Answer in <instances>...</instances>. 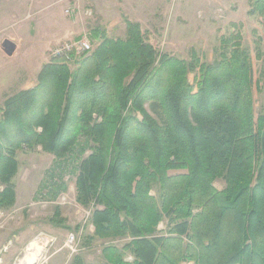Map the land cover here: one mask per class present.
Masks as SVG:
<instances>
[{"label":"trees","instance_id":"16d2710c","mask_svg":"<svg viewBox=\"0 0 264 264\" xmlns=\"http://www.w3.org/2000/svg\"><path fill=\"white\" fill-rule=\"evenodd\" d=\"M125 22L124 37L96 29L75 70L51 59L0 106V211L16 203L18 152L41 146L59 176L48 199L71 175L77 201L94 206L85 245L130 238L103 248L110 264H264V88L242 33L222 35L208 62L159 50Z\"/></svg>","mask_w":264,"mask_h":264},{"label":"rangeland","instance_id":"374dc122","mask_svg":"<svg viewBox=\"0 0 264 264\" xmlns=\"http://www.w3.org/2000/svg\"><path fill=\"white\" fill-rule=\"evenodd\" d=\"M161 1L147 0V10H138L143 17L148 14L150 24L142 29L148 32L153 45L185 59L196 51L202 60L213 62L222 35L238 30L242 33L243 43L251 50L255 78H260L264 88V16L250 14L253 0L209 1L210 15L207 5H200L198 14L188 12L189 16L182 14L181 9H186L182 4L176 6L179 1ZM133 4V0H0V50L7 53L9 47L14 45L16 48L18 43V57L27 58L31 68L37 60L40 63L45 59L50 61L55 47L83 36L92 41L90 53L102 39L94 36L96 29H102L101 34L109 37L126 35L125 19H129V12L134 11ZM54 17V22L50 20L54 24H47ZM13 22L17 25L9 30ZM50 37L54 39L52 42ZM258 39L262 41L259 54L255 43ZM7 41L12 45L6 44ZM14 60L16 66L24 63ZM77 60L69 62L72 70L78 67ZM7 65L0 63V79L5 77ZM18 69L19 72L27 70L25 67ZM194 78L191 74L192 82ZM1 96L0 93V105L3 106ZM255 100L256 110L260 111L264 91L255 88ZM18 160L19 172L14 178L16 203L0 211V264H4L5 258L12 263L18 261V264H72L78 254L88 264H110L104 257L103 248L107 244L122 247L130 238L97 239L90 246L85 245V238L95 231L91 221L94 206L77 201L75 177L67 175L64 180L68 190L50 200L52 184L59 179L57 173L53 174L56 172L53 171L55 156L38 146L34 150L19 151ZM215 185L223 189L225 181L217 180ZM159 229L166 232L167 221H163ZM71 233L77 237L73 247L67 244ZM126 258L132 259L130 253Z\"/></svg>","mask_w":264,"mask_h":264},{"label":"crops","instance_id":"0c3cea01","mask_svg":"<svg viewBox=\"0 0 264 264\" xmlns=\"http://www.w3.org/2000/svg\"><path fill=\"white\" fill-rule=\"evenodd\" d=\"M162 1H171V0H162ZM177 1H179V2L176 4V6H179L182 4L183 7H185L186 9L188 8L187 11H185L186 9L184 10V8L181 9L182 14L185 13V15H187V16H189L188 12H194V14H198V10H199L200 5L201 6L207 5L206 8H208V15H210L211 8L209 6L211 3L209 5H208V3H209V1L214 2V0H176V2ZM198 2H200L201 4H198ZM133 3H134L133 4V7H134L133 10L134 11L129 12V19L140 22L142 26L149 25L150 20L146 16L148 14L145 13V15L143 17L138 12L139 9L143 12H145L147 10V6H146L147 0H133ZM46 13H47V11H46ZM46 13H45V15L47 16ZM82 17H85V16H82ZM50 20L54 22L56 20V17H54L53 19H49L47 22V24L50 23L51 25H53L54 23L50 22ZM16 25H17V23H15V22L11 23L10 24L11 27L9 28V30L13 29ZM7 30H8V27H7ZM156 30L157 29H155V31ZM50 40H51V37H50ZM53 40H51L50 42H52ZM16 44H17V47L15 48L14 53L12 55H9V54L5 53L4 51L0 50V63L7 65L10 61L12 62L10 64V66H8V65L6 66L7 68H6L5 77L4 78L2 77L0 79V93L2 95L1 97L3 100L2 104H4L7 97L14 95L21 90L31 89V88L35 87L38 83V76H39L40 71L42 70L43 65L48 62V59H45L46 61L44 60L43 63H40V60H37L33 63V68H31V64L28 63L29 61L27 58H25L26 59V61H25V59L22 55H20V58L18 57L17 52H18L20 45L18 43H16ZM12 59H15L14 62L17 60H23L24 63L19 65V66H16L13 63ZM24 67L27 70H24L23 69ZM18 68H20V70L23 69V72L22 71L19 72ZM17 198H18V196H17ZM5 259L6 260L4 261V264H18L17 263L18 261L16 263L15 262L12 263V261H10L9 258H5ZM26 262L28 263L29 261L26 260Z\"/></svg>","mask_w":264,"mask_h":264},{"label":"built area","instance_id":"2783aa9c","mask_svg":"<svg viewBox=\"0 0 264 264\" xmlns=\"http://www.w3.org/2000/svg\"><path fill=\"white\" fill-rule=\"evenodd\" d=\"M92 49V41L89 37L83 36L78 40H68L63 45L55 47L51 52V58H63L68 62L76 61L79 57H81L84 53L91 51ZM76 235L71 233L69 235L67 244H73L76 241Z\"/></svg>","mask_w":264,"mask_h":264},{"label":"water","instance_id":"95a60500","mask_svg":"<svg viewBox=\"0 0 264 264\" xmlns=\"http://www.w3.org/2000/svg\"><path fill=\"white\" fill-rule=\"evenodd\" d=\"M6 44H11L10 42H6ZM12 45V44H11ZM14 50H15V46L12 45L11 48L9 47L6 51L9 55H12L14 53Z\"/></svg>","mask_w":264,"mask_h":264}]
</instances>
